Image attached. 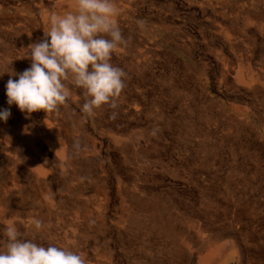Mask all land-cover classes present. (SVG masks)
Listing matches in <instances>:
<instances>
[{"label": "rangeland", "instance_id": "374dc122", "mask_svg": "<svg viewBox=\"0 0 264 264\" xmlns=\"http://www.w3.org/2000/svg\"><path fill=\"white\" fill-rule=\"evenodd\" d=\"M74 3L0 0V220L86 264H264V0H117L116 107L29 116L5 86Z\"/></svg>", "mask_w": 264, "mask_h": 264}, {"label": "clouds", "instance_id": "9594fccd", "mask_svg": "<svg viewBox=\"0 0 264 264\" xmlns=\"http://www.w3.org/2000/svg\"><path fill=\"white\" fill-rule=\"evenodd\" d=\"M118 11L117 0H75L72 10L51 13L43 39L27 47L31 66L7 81L8 105L29 116L48 114L68 102L71 85L82 90V113L91 116L106 104L115 108L125 77L123 69L111 63L113 52L125 43ZM10 115V109L0 108V121ZM0 224V264H86L70 248L27 238L11 217ZM34 224L39 228L38 220Z\"/></svg>", "mask_w": 264, "mask_h": 264}]
</instances>
